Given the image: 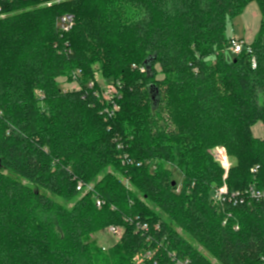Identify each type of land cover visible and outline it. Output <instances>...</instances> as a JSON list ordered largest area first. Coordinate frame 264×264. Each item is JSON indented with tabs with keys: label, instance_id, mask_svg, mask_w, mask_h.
I'll return each mask as SVG.
<instances>
[{
	"label": "trees",
	"instance_id": "trees-1",
	"mask_svg": "<svg viewBox=\"0 0 264 264\" xmlns=\"http://www.w3.org/2000/svg\"><path fill=\"white\" fill-rule=\"evenodd\" d=\"M250 2L258 35L227 60ZM2 13L0 264H134L146 251L141 264H176L170 252L212 264L195 243L219 264H263L264 202L246 190L264 191L252 132H264V0H8ZM97 74L120 84L113 117L87 89ZM217 145L236 157L226 173ZM223 184L247 198L217 206ZM109 226L122 234L104 250L94 236Z\"/></svg>",
	"mask_w": 264,
	"mask_h": 264
},
{
	"label": "built area",
	"instance_id": "built-area-1",
	"mask_svg": "<svg viewBox=\"0 0 264 264\" xmlns=\"http://www.w3.org/2000/svg\"><path fill=\"white\" fill-rule=\"evenodd\" d=\"M5 1L8 0H0V15H3V4ZM75 23V16L73 14H64L58 17L57 20V28H59L62 32H70L73 28V25ZM248 43L246 41L241 40L237 36L233 35L231 36L227 49L231 50L234 54H239L244 50V47L247 46ZM251 52V49H249ZM253 67L257 66V63L255 61V58H252ZM144 71V69H142ZM74 78L76 79L77 74L74 73ZM75 81V80H74ZM76 82V81H75ZM87 89L88 91H93V95L95 98L100 99V102L103 104H106L104 106V109L102 112L107 115L108 117H113L119 110V103H117L119 97V90L118 85L119 83L114 82H100L97 78L90 79L87 83ZM64 90V89H63ZM66 91V90H64ZM215 158L221 162L223 167L227 170L228 166L226 167L225 161L227 159V153L222 148L218 149L215 153ZM259 166H256L252 169V172L255 173L258 170ZM77 190L82 191L86 187L83 182L78 181ZM89 189L91 187H88ZM246 194L248 198L254 199L256 201L264 202V191L257 189L254 185H251L247 190ZM244 192H236L231 193L228 191V188L226 184L221 185V187L216 188L213 192L212 201L214 204H216L219 207H223L227 202H232L234 205L237 202H244L245 198H247ZM96 204L98 207H101L104 202L98 198L96 201ZM229 216V215H228ZM226 223V218L224 219V224ZM144 230H147V226L143 227ZM238 229V226L235 227V230ZM108 230L113 235H119V237L122 234V229L116 226H109ZM153 253L151 251H146L145 253H142L136 257V260H140L139 262H142L144 259H150L152 257ZM170 256L172 260L176 264H190L189 258H181L177 259L176 252H170ZM264 264V260H263Z\"/></svg>",
	"mask_w": 264,
	"mask_h": 264
},
{
	"label": "rangeland",
	"instance_id": "rangeland-1",
	"mask_svg": "<svg viewBox=\"0 0 264 264\" xmlns=\"http://www.w3.org/2000/svg\"><path fill=\"white\" fill-rule=\"evenodd\" d=\"M237 24H238V20L237 18H235L234 20H232V22L229 24V28H228V35L231 33V28L234 26L237 28ZM230 36V35H229ZM241 39V38H240ZM247 43V42H246ZM233 52L231 50H226L224 53V56L227 60H230V58L233 57ZM158 70V75L156 77V79L154 81H156L157 83H160L161 79H163V72H162V68L160 67L159 64H156L155 66ZM147 71V70H146ZM96 78L98 79V81L100 82H104V80L101 78V76L99 74L96 75ZM59 84L61 85V87L66 90V91H70V90H74L75 88L79 87V84H77V82H72L69 81V79H67L66 77H60L58 79ZM120 108V106H119ZM264 133V132H263ZM262 133V134H263ZM264 135V134H263ZM256 136V135H255ZM222 148L223 150L226 151L227 153V159L225 161L226 167L228 169L234 167L236 165V157L233 155H230L228 150H226V147L223 145H217V146H213L209 149L210 154L214 157L215 161L220 164V166L223 167V165L221 164V162H219L216 158H215V153L218 149ZM110 169V168H109ZM224 172L226 173L227 170L223 167ZM173 173H174V179L177 181V183H181V173L179 171H177L175 168L173 169ZM224 173V174H225ZM178 231L180 232L181 229H178ZM119 235H113L110 233V231L108 229L100 231L98 233L95 234L94 239H96V241H98V244L103 247V249H108L110 248V246H113L117 241H118ZM194 246H196L197 250L200 251V253L206 258L207 261L211 262L212 264H219L217 262V260L215 259V257L209 253L208 251L204 250L201 246L197 245L196 243L194 244ZM140 261V260H139ZM138 260H136V257L133 260L134 264H141V262H139Z\"/></svg>",
	"mask_w": 264,
	"mask_h": 264
},
{
	"label": "crops",
	"instance_id": "crops-1",
	"mask_svg": "<svg viewBox=\"0 0 264 264\" xmlns=\"http://www.w3.org/2000/svg\"><path fill=\"white\" fill-rule=\"evenodd\" d=\"M246 6L243 14L236 17L238 20L237 28L233 26L229 35H235L247 43H252L258 35L262 15L259 6L255 2H250ZM252 132L257 137H262L263 123L259 122L254 125Z\"/></svg>",
	"mask_w": 264,
	"mask_h": 264
}]
</instances>
